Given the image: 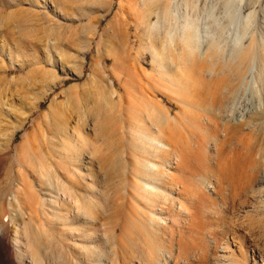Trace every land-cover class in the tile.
<instances>
[{
  "label": "rangeland",
  "instance_id": "1",
  "mask_svg": "<svg viewBox=\"0 0 264 264\" xmlns=\"http://www.w3.org/2000/svg\"><path fill=\"white\" fill-rule=\"evenodd\" d=\"M190 22L199 38L198 59L187 57L188 49L177 34L173 42L167 36L168 31L177 33ZM153 35L162 36L166 44L167 66L163 68L153 62ZM217 46L220 54H229L226 67L221 60L213 62ZM240 48L246 49L257 65L255 74L243 81V89L241 86V92L225 108L223 120L216 115L206 120L205 108L217 85L214 80L236 71L242 74L247 59L239 67L234 60ZM0 58V67L2 63L7 69L4 73L0 68V184L19 156L24 165L21 169L34 174L38 159L45 158L53 181L50 184L44 177L45 182H38L39 174L34 178L25 169L27 179H35V199L28 203L21 182L15 179L7 193L0 194V221L5 231L0 234V264H146L147 247L141 238L137 241L135 229L126 227L129 232L121 236L111 228L117 220L118 204L127 201L126 195L141 199L140 190L135 192L127 176L134 160L131 153L138 151L136 145L141 146L139 139L144 138L136 125L147 120L146 100L162 99L160 103L171 111L168 134L176 136L182 153L180 171L175 170V155L168 166L181 185L194 191L202 187L200 192L218 202L211 205L210 198L204 197L207 201L192 207L188 202L197 198L186 192L188 210L180 207L176 198L169 208L154 209L158 212L155 221L171 240L176 257L169 258V264H184V260L192 264L207 246L208 264L226 253L239 259V250L244 248L245 264H264V221L252 207L255 201H264V166L257 174L256 186L261 191L255 194L245 191L233 196L242 186L239 180L221 178L224 155L245 156L241 139L253 137L255 151L264 138L263 123L245 122L236 133L238 137L226 135L224 129L225 123L235 125L250 115L264 114V0H0ZM201 70L211 72L206 71L205 76ZM44 71L49 73L47 78L42 76ZM199 76H205L207 82H201ZM177 86L182 87L181 92ZM40 92L45 95L30 113L29 102ZM181 96L188 99L190 107ZM55 103L62 104L61 121L51 117ZM137 103L145 107L142 113ZM108 122L111 126L105 128ZM18 124L20 128L14 129ZM10 135V148L3 154ZM33 136L40 143L36 150L39 157L23 154L26 137ZM156 161L152 158L148 164ZM14 168L15 177L16 164ZM115 168L119 176L113 178L108 172ZM138 181L140 187H147L148 183ZM215 187L222 188L224 198L216 194ZM135 203L138 217L149 224V208ZM87 206L90 216L79 209ZM82 215L91 224L84 236L79 233ZM73 219L76 221L71 222ZM194 219L201 220L204 227L196 235L186 228ZM139 227L137 231L143 233L144 226ZM129 237L131 245L124 251ZM255 248L260 249V255Z\"/></svg>",
  "mask_w": 264,
  "mask_h": 264
},
{
  "label": "bare ground",
  "instance_id": "2",
  "mask_svg": "<svg viewBox=\"0 0 264 264\" xmlns=\"http://www.w3.org/2000/svg\"><path fill=\"white\" fill-rule=\"evenodd\" d=\"M11 17L9 16V18ZM178 32H181V33L178 34ZM171 33H173V36ZM171 33L170 31H168V35H167L170 42H173L174 37L177 36L182 41L185 48L188 49L186 53L188 58H195L197 56L195 53L197 49L199 48V38H198L197 31H196L194 24H192L191 22L186 23L184 26H182L181 29H179V31H177V33L174 31H172ZM174 33L177 35L174 36ZM162 41H163L162 36L153 35L151 37V46L153 49V62L159 63V67L161 68L167 66V64L165 65L164 61L168 57L167 54L164 53L166 44H164ZM218 49H220L219 46L216 47V52H215L216 59H213V62L215 64L216 62L221 60L222 62H224L223 66L226 67L227 64H229V54L228 56L222 55L219 53ZM244 51L245 53H243ZM189 54H195V55L191 57L189 56ZM246 54H247L246 49L240 48L238 51V54H236L234 57V60H237L236 63L238 67L244 64L243 63L244 60L247 59V63L244 64V69L242 70L241 75H239V73L236 71L232 75L227 73L225 78L223 77L221 79L220 77H218L214 80V82L216 81L217 85H215L214 88L216 89L211 93L210 102L206 105V108H205L209 115V117L206 116V120L212 119V117L215 115L218 117H221V119L223 120V117H225V113H224L225 108H227L228 104L233 102L234 99L237 97L240 91V88L243 84V81L247 79L249 76H253V74H255L254 71L256 70L257 65L252 63L251 56L246 55ZM159 57L160 59L157 60V58ZM0 61L2 62L1 58H0ZM1 65L2 66L0 68H3L4 69L3 72L5 73L7 69H5V66L2 63ZM238 67H235V69L238 70L239 69ZM263 67H261L260 70L258 71L259 77H261V75L263 74V70H261ZM199 69H198V72H199ZM206 71L211 72V70H205V72L202 71V73H204L203 75L205 76H206L205 74ZM48 74H49L48 72L44 71L42 73V76L44 78H47ZM205 76L203 78L199 76V80L201 82H207L206 81L207 79L205 78ZM208 79H210V77H208ZM255 81H258V80H255ZM47 86H49V84H47ZM180 87L181 86L176 87L179 92H181V88H182ZM242 89H243V86H242ZM167 90H171V88L168 87ZM36 94L37 95L34 96V100L29 102L30 106L28 110L30 111V113L39 107L40 105L39 100L44 97L45 92H40ZM157 94H161L162 97L165 95L163 92H158V93L156 92L155 95ZM181 100L186 101L189 107L191 106L189 104L188 99L184 100V98L182 97ZM161 101H163V99ZM160 102L146 100V107L148 110L146 109L145 117H147V120L144 119L141 122H138V124L136 125L137 130L139 131V133L144 135V138L141 137L139 139L141 146L136 145V148H138V151L134 152L133 154L131 153L130 158L134 160L130 162L131 168L128 170L127 176H128V180L132 184V188L136 190L135 192H138L137 190H140L139 194H140L141 199L136 198L135 195H130V196L126 195L127 201L121 202L118 204L117 220L111 228L113 234L120 232L121 236L129 232L128 230H126V227H130V228L133 227L135 229V234H137V241H140L139 239L141 238V243L144 241L147 247V256L145 257L146 264H169V261H168L169 258L174 257V260L176 258L173 253L171 240H169L166 237L165 231H162L160 226H158L157 222L155 221V216L158 215V212L154 210L155 208H160V210H162V205H165L166 208L167 207L169 208L171 202H174L175 198L178 200L177 201L178 205L185 210L186 209L188 210V207H187L188 203L190 204V206L194 207L195 206L194 204L199 203L202 200H206L205 199L206 197L210 198L209 204L211 205L218 204V202L216 201L217 200L216 198L209 197L208 195L203 193V191L200 192L202 187L194 191L193 189L185 185H181L180 179L177 173H173L172 169L168 166V164L171 163V157L175 155L178 160V162L175 164V170L178 169L180 171V167L182 164V159H181L182 153L180 149H178L179 145L176 144V141H175L176 136L168 134V129L169 127H171V125H170V120L167 117L171 111L170 109H165V107ZM136 106L140 113H142L145 110V107H143L141 104L137 103ZM50 114H51V117L54 118L55 120L61 121L63 117L62 104L55 103L54 105H52ZM27 117L28 116L26 114V117L22 121L21 125H24ZM225 122H227V120H225ZM245 122L249 124L263 123L262 125L264 127V114L259 112L257 113L256 116L250 115L242 123L235 124V125H229L228 123H225L224 129L226 131V135L230 133H234L233 134L234 137H238L236 133L240 130V128L244 125ZM35 125L36 123L33 120L31 127H33L34 129ZM104 126L105 128H108L109 126H111V124L108 122ZM15 128H20L19 124L17 126L15 125L14 129ZM49 130L51 129L49 128ZM46 131L47 129L45 130V132ZM11 132H13V130ZM12 138H13V135L8 136L5 142L3 154H5L6 151L10 148V143L12 141ZM133 138H134V135H133ZM252 138L253 137L249 138L250 141H245L243 139L240 140L241 141L240 147L241 149L245 150L244 151L245 156L243 158H239V157L230 158L228 156L226 157V155L222 157L224 158V161H223L221 178L223 180L236 179V180H239V183L242 185L239 188V190L233 194V196H236L237 194L245 192V191L246 192L251 191L252 194H255L256 192L261 191L259 185L256 186V183L258 181L257 174L259 175L262 173V168L264 166V138L261 139L262 142H260L261 143L260 145L259 144L257 145V148L255 149V151H254L255 146L253 147L254 144H253ZM254 138L256 140H260L259 137L258 139L257 137H254ZM155 141L166 145L167 148L159 147L158 145L154 143ZM24 143L27 146L25 151H23V154H25V156H28V157L33 156V155H37L38 157L40 156V153L39 152L37 153L40 143L39 141H37V138L35 136H33L30 139L26 137V140L24 141ZM43 144L45 143L43 142ZM40 149L42 150V148ZM219 149L223 150V148H220V147ZM47 154L49 153L47 152ZM107 158H110V156L108 155ZM152 158L156 159L157 161L154 162L153 165H150L148 164V162H151ZM38 160H39L38 162L40 163L39 165L36 166L34 170V172L39 174L38 177L40 176L39 177L40 179L38 178V182L39 181L42 183L45 182L44 177H46L47 180H49L50 184H53L52 183L53 181L50 180L51 178L50 170L52 171V168H50L49 164H47V162L44 161L45 158L44 160H41L40 158ZM22 161H23L22 158L19 156L18 160H16V162L13 161V165H10V168L5 172L4 176L2 177V181L4 182L0 184V194H3L4 196L7 193L9 187L11 186L12 180L15 179L17 182L18 181L21 182L22 190L23 192H26L27 195H24L23 192L22 194L23 196L29 199L28 200V203H29L33 198L35 199V195H38V194L32 190L33 188L32 186H33V183H35V179L34 181L28 180L27 175H30L35 178L36 173L34 174L32 173L33 171L31 172L29 169H26V168L21 169V167L24 166ZM14 164L17 165V168L15 170L17 172V175H15V177H14V169H15ZM25 169H26V173L28 172L27 175H25ZM65 170H67V168ZM240 171H241V175L239 174ZM55 174L57 173H54V176ZM108 175L109 176L113 175V178L119 176L116 168L114 171H109ZM237 177H239V179ZM138 180H141L145 184L148 183L147 187L145 185H142L140 187ZM149 181H153V182L149 183ZM113 183L115 184V182ZM207 183L212 184L210 180H208ZM179 184L182 186V188L178 186ZM202 184L206 186L205 183H202ZM214 191L216 192V194L219 193L220 198L225 197L224 194L222 193L223 192L222 188H221V191H219V187L218 188L215 187ZM173 192H175L174 194L175 196L173 195ZM186 192L192 193L194 196H196L197 201L195 199L196 202L192 200V202L187 203V200L184 198ZM121 197L125 198L122 195ZM116 199H119V198H116ZM76 202H78V199L76 200ZM135 202L142 204L145 208H149V213L152 214V216L147 217V220H149L150 222L149 224L142 222L140 218L138 217L137 215L138 209H137V204ZM197 205L199 206V204ZM252 207H253V213L260 219V221L261 219L264 221V201L257 200L253 203ZM84 208L85 207H82L79 209L83 210L86 216L91 213L89 212L90 211L89 206H87L85 209ZM196 210L198 211V209ZM0 215H3V212L1 211V209H0ZM76 219H73L71 222H75ZM78 222L82 230L79 233H81V235L84 236L86 232L91 228V224L88 218L85 217L84 215H82L79 218ZM141 225L144 226L143 233L140 231H137L138 228L139 229L141 228L139 227ZM186 228L188 232H194L195 235L199 234L201 232V229H204L201 220H195V219H194V223L191 226H187ZM0 234L1 235L5 234L4 225L3 223H1V221H0ZM232 237H233V234H232ZM40 239L42 240L44 239V236L42 234L40 235ZM131 239L132 237L127 238L124 244V251H126V249L129 247V243L131 245V242H132ZM85 250H86L85 252L86 255H89L90 254L89 250L87 248ZM255 250L259 253L258 255H260V249L255 248ZM239 252H240L239 259L238 258L236 259L233 256L229 255V253L228 254L226 253L225 256L222 255L220 258L213 260L210 264H245V261H246L245 248L244 250L240 249ZM209 258H210V254H209V249L207 246L205 249H203L201 257L199 258L196 257V259H200L196 264H208ZM194 259L195 258L192 259L193 261L192 264H195L194 261L196 259L195 260ZM183 262L184 264L187 263V261L185 260ZM141 264H144V263H142L141 261ZM174 264H179V263L175 261Z\"/></svg>",
  "mask_w": 264,
  "mask_h": 264
}]
</instances>
